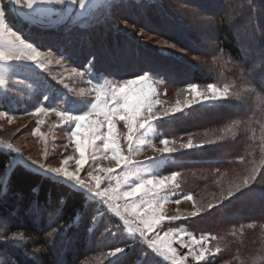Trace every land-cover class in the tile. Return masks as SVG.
Here are the masks:
<instances>
[{
	"label": "snow or ice",
	"instance_id": "1",
	"mask_svg": "<svg viewBox=\"0 0 264 264\" xmlns=\"http://www.w3.org/2000/svg\"><path fill=\"white\" fill-rule=\"evenodd\" d=\"M97 7L96 0H0V88L7 91L10 78L16 77L12 80L14 84L25 86L34 94L38 93L42 101L48 102L47 106L41 103L25 114L36 117L55 114L59 124L67 125L68 143L63 145L65 151L69 145H74V154L65 156L60 166L47 163L50 155L55 153H50L48 148V134L41 132L37 126L34 133L44 143L42 157H25L17 144L0 141V146L15 154L6 162L5 171L14 170L17 164L34 167L42 174L83 194L86 202L81 208L88 207L87 201L98 202L105 211L114 213L123 221L133 242L141 240L147 249L162 257L168 264H189L190 259L193 264H209V258L215 259L222 250L218 238L211 234L197 236L170 225L176 221L202 216L206 212L211 213L221 205L226 206V201L231 202L242 189L256 183L258 176L264 182V174L261 173L264 165L254 166L242 178L230 181L218 195L213 194L211 200L197 201L191 193L178 196L171 202L179 205L181 200L190 201L193 210L181 215L177 209V214L168 215L164 206L170 202V196L177 195L181 173L173 171L170 175H160L156 168L178 151L202 148L205 144L216 143L234 134L239 121L220 130V135L215 140L205 139L195 143L189 137L187 142L177 143L174 138L163 137L159 139L162 147H157L154 143L155 137L159 135L156 122L175 116L176 113H183L194 104L230 98L243 100L246 93L254 89L248 86L247 80L242 85L208 82L203 89L198 83L190 82L177 92L175 105L167 107L160 99L161 94L154 79L157 73L153 70H141L129 79L108 80L97 69L96 56L89 54L82 71L77 68L71 70L88 85L78 91L75 88L69 89L80 97L73 99L72 95L49 85L42 76V73L49 72L53 63L63 65L71 56L64 51L57 54L51 49L42 50L37 42L31 40L30 30L33 27L45 30L49 24L57 22L54 18L89 23ZM231 19L229 16V20ZM12 20H18L22 26H27L28 34L23 27L13 25ZM169 47L175 48L176 45L171 44ZM221 62L227 63L223 61L222 55L217 56L216 63ZM21 71L30 75L19 78L17 74ZM59 83L68 88L63 79ZM181 96L184 98L181 99ZM258 99L261 106H264V98ZM0 115L4 113L0 112ZM14 120L16 116L12 115L8 122ZM37 123L42 125L45 120L39 119ZM145 148H150L156 155L146 156L144 160L138 159L144 155ZM243 159L241 157V161ZM105 160L114 161V166L105 167L102 163ZM70 162H74L71 170ZM86 165L87 174L82 176ZM114 176L115 185L112 183ZM0 182L7 185L8 179H0ZM99 212V208L94 209L92 221L97 219L96 213ZM82 215V211L77 209L75 216L49 232V237L57 233L63 237L66 230L80 220ZM165 221L168 222L167 230H164ZM6 228L7 224L0 221V241L26 240L23 232L5 234ZM214 240L217 242L213 245L211 242ZM180 249L187 251L181 252ZM124 251L123 247H116L109 255L116 257ZM251 264H264V254L252 257Z\"/></svg>",
	"mask_w": 264,
	"mask_h": 264
},
{
	"label": "rangeland",
	"instance_id": "2",
	"mask_svg": "<svg viewBox=\"0 0 264 264\" xmlns=\"http://www.w3.org/2000/svg\"><path fill=\"white\" fill-rule=\"evenodd\" d=\"M145 1H162L166 8L165 11L171 16L170 19L180 23L184 28V34L181 35L179 31H173L174 34H170L172 36H167L161 32H154V28L152 29L150 26L151 29L147 30L139 28L124 21L122 17L117 14H112L113 16H111L112 20L110 23L112 28L128 34L133 39L134 43L137 40L159 53H166V56L175 54L181 57L180 60L195 65L204 77L205 82H197L201 89L206 87V83L208 82H216L220 85L226 82L242 85L245 80L249 82L248 86L254 89L253 91L247 92L243 100L230 98L225 101L194 104L191 108H186L183 113H176L175 116H170L162 121L156 122L159 135L155 137L154 143L157 147H162V145L159 144V139L163 137L169 139L174 138L177 143L187 142L189 137H191L195 143H199L205 139L215 140L216 137L220 135V130L239 121V126L234 130V134L228 135L229 137H225L224 140H219L213 144H205L202 148L178 151L156 168V171H158L160 175H170L173 171H179L181 173V176L178 178L179 188L176 189L177 195L170 196V202L165 204L164 208L168 215L177 214V209H179L181 215H185L187 212L193 210L192 203L190 201L181 200V203L176 205L171 201H174L178 196L188 193H191L197 201L211 200L213 199V194L218 195L222 188L228 186L230 181H237L239 178H242L254 166L264 165V106H261L258 99V97H264L256 89L250 73L245 70L244 64L217 50L215 33L217 31L218 19L212 15L213 12L211 10H208L209 7H211L209 0ZM97 4L98 7L96 10H99L101 13L104 11L107 12L108 15L110 13H115L111 11L108 0L99 1ZM254 7V16L259 18L261 23L264 24V4L254 3ZM148 9L149 14L159 13L158 10L156 12L153 10V6ZM138 15H144L145 18L147 17L140 8L138 10ZM156 17V15H153V19H156ZM70 21L74 24L79 23L81 26H87L89 24L79 22L75 19H71ZM143 21L146 22V19H143ZM173 27V23L168 26L171 30ZM238 27H240L239 24ZM262 34H264V32ZM101 35H103V33L98 34L97 38H100L99 36ZM178 40L181 42L185 41L189 50L179 46ZM251 43L256 45L253 42ZM171 44H175L176 47H169ZM125 46L126 44L122 45V47ZM258 46L260 47V44H258ZM114 49H116V47H114L113 50ZM259 51L260 50L255 51V54L260 55ZM221 55L223 56V61L227 63H216V57ZM106 58V61H117L119 63L123 61V59H120V53L114 56L107 55ZM146 58L157 62L158 60H165L160 61L161 63H175L164 58L155 57L151 54H143V57L136 61H145ZM76 61L84 60L76 59ZM260 62L261 61L257 58L254 66H257ZM73 68L77 67L71 64L70 59L66 60L63 65L53 63L50 66L49 72L42 73V76L52 87L63 90V92L68 95H72L73 99H80L79 96L71 93L69 89L75 88L78 91L82 87H88V85L85 81L80 80L79 77L71 72ZM158 69L159 68H154L151 70L157 73L154 79L156 81V87L161 94L160 99L164 102L165 106L171 107L176 103L178 98L177 92H179L180 88L186 87L187 83L190 82H187L186 77L176 76L171 72L170 73L174 76L166 72L167 76H164L162 75L163 72ZM184 69L186 70V68ZM77 70L82 71L83 68H77ZM191 70L193 69L191 68ZM102 74L103 78L108 80L118 79L116 75ZM53 77L57 79H53ZM15 78L16 77L10 78L9 89L7 91L0 88V112L4 113V115H0V141H11L17 144L21 147V151L25 157L31 156L34 159L41 158L44 143L43 140L34 133V129L39 126L41 132L48 134V148L50 153H55L54 155H50L47 163H51L53 166H60L61 160L65 156L74 154V145H69L67 151H65L63 147V145L68 143L67 125L59 124L58 117H56L55 114H48L42 117L26 115V112L33 111L35 107L39 106L41 103L47 106L48 102L42 101L38 93L34 94L27 87L14 84L12 80ZM60 79L64 80L68 88H64V86L59 83ZM180 98L183 99L184 96ZM4 102L10 103L12 108L10 110L5 109L3 107ZM16 108L19 110H15ZM159 110L160 106L157 107V111ZM12 115L16 116V120L9 123L8 120ZM39 119H44L45 123L38 125L37 121ZM50 129L51 131H49ZM247 133L250 134H248L247 138L249 136H251V138L250 144L241 154V157L244 158L243 161H241L240 158L239 161L233 160L235 162L229 164L231 158H226L224 147L226 145H234L233 143L236 140L237 146H239L240 149L241 147L244 148L248 141L247 138L243 140V134L246 135ZM0 148L10 151L2 146H0ZM152 155L156 154L150 148H145L144 155L138 157V159L144 160L146 156ZM102 163L105 167L114 166V161L105 160ZM221 165H224V167L217 171L216 167ZM71 167H74V162H70V170ZM31 169L38 171L34 167ZM87 170L88 165L85 166V171L82 172L81 175L86 176ZM261 173L264 174V166L261 167ZM120 175L122 178V173ZM112 183L115 185L116 176L113 177ZM255 187H264V185L261 183L251 184L250 187L242 189L241 193H237V195L231 199V202L226 201V206L221 205L218 210L213 209L211 213L206 212L202 216H197L189 220L173 222L170 226L183 229L197 236L201 234H211L217 237L222 250L216 255L215 259L209 258L210 264H242V262L243 264H251L252 257L264 254V220H253V225H256L255 227L251 224L247 225L241 223L238 221V218L249 213L257 215L255 205L258 203L257 199L260 196L255 190ZM111 214L115 215L114 213ZM186 222L192 223L193 228H187ZM164 223L166 225L164 230H167L168 222L165 221ZM102 232H107V234L103 237H98L96 245L105 242H107L108 245L103 244L100 246L101 251L95 252L93 255L89 256V259L85 260L86 263L94 261V263L106 264L112 260L121 261L125 259L129 250H131L130 247L133 248L136 246L135 249L137 253L134 255L135 264H168L162 257L155 255L147 249L141 240L137 239L133 242L125 226H123L122 231L110 229L103 230ZM4 233L10 235L12 232L5 229ZM24 234L26 236L24 242H6L22 246L27 252L34 255L39 251V248H37L36 245L30 248L32 237L26 233ZM110 234L118 236L120 241L125 239L124 244H120L119 241L108 240ZM216 242L217 241L214 240L211 243L214 245ZM116 247H123L125 251L117 254L116 257L110 256L109 253L114 251ZM180 251L184 252L187 250L180 249ZM189 264H193L191 259Z\"/></svg>",
	"mask_w": 264,
	"mask_h": 264
},
{
	"label": "trees",
	"instance_id": "3",
	"mask_svg": "<svg viewBox=\"0 0 264 264\" xmlns=\"http://www.w3.org/2000/svg\"><path fill=\"white\" fill-rule=\"evenodd\" d=\"M209 1L211 7L208 10H211L212 15L218 19L215 33L217 50L236 61H241L245 70L250 73L256 89L264 97V34H262L264 24L254 16V3L264 4V0H251V3H248V0ZM109 4L111 11L115 13L108 15L105 11L101 13L95 10L87 26L69 21L54 29L38 30L33 27L30 30L31 40L37 42L44 50L51 49L57 54L60 51L66 52L71 56V64L77 68H83L89 54H92L97 58L96 67L100 72L116 75L118 79L134 77L141 70L159 68L158 70L162 71L164 76H167L166 73L175 74L186 77L187 82H205L202 73L195 65L180 60L181 57L175 54L168 53L169 55L166 56V53H159L137 40L134 43L128 34L112 28L111 16L117 14L124 21L139 28L146 30L154 28V32H161L167 36H172L173 31H179L183 35L184 28L180 23L170 19L171 16L165 11L166 8L162 1L113 0ZM152 6L155 12L159 11L158 14H149L148 8ZM138 7L147 16L146 18L144 15H138ZM153 15L157 16L156 19H153ZM229 16L232 17L231 20ZM143 19H146V22ZM11 23L18 28L23 27L25 33L28 34L27 26H22L18 20H12ZM172 23L174 27L171 30L168 26ZM101 33H103L102 37L97 38ZM178 42L179 46L189 50L185 41L178 40ZM124 44L126 46L122 47ZM114 47L116 49L113 50ZM258 50H260V55L255 54ZM118 53H120V59H123L121 63L106 61L107 55L114 56ZM143 54H151L175 63H161L160 61L165 60L157 62L147 58L145 61H136L141 59ZM257 58L261 62L254 66ZM76 59L84 61H76ZM29 75L23 71L17 74L19 78ZM3 107L10 110L12 105L4 102ZM248 134H243V140H246ZM250 138L251 136L247 138L248 143L244 148L240 149L236 140L234 145L224 147L226 158H231L229 164L234 163L233 160H240L244 149L250 144ZM13 155L12 152L0 148V179H8L7 185L0 182V221L7 224L6 229L10 232L21 231L31 236L30 248L36 245L39 251L33 255L22 246L0 241V264H99L94 261L86 263L85 260H88L93 253L100 252V246L103 244L108 245L107 242L96 245L98 237L107 234V232H102L103 230L122 231L121 219L105 211L96 201H87L88 207L81 208V205L86 202L83 194L73 191L49 175L22 164H17L10 172L5 171L6 162ZM223 167L224 165H221L216 168ZM256 183L264 185L259 176ZM255 190L260 196L256 198L258 201L255 205L257 215L249 213L238 218V221L247 225H253V220H264V187H255ZM96 208H99L100 212L96 213L97 219L92 221L91 218ZM77 209L82 211V218L68 228L63 237L58 233L49 237L48 233L70 221ZM186 224L187 228H193L192 223L186 222ZM253 226L256 227V225ZM108 240L124 244L125 239L120 241L118 236L110 234ZM135 248L136 246L130 247L131 250L125 259L112 260L106 264H135L134 255L137 253Z\"/></svg>",
	"mask_w": 264,
	"mask_h": 264
},
{
	"label": "water",
	"instance_id": "4",
	"mask_svg": "<svg viewBox=\"0 0 264 264\" xmlns=\"http://www.w3.org/2000/svg\"><path fill=\"white\" fill-rule=\"evenodd\" d=\"M108 1L111 2L112 0H108ZM54 19H56L57 22L54 24H49L47 29H54V28L60 27L70 21L69 18H64V19L54 18Z\"/></svg>",
	"mask_w": 264,
	"mask_h": 264
},
{
	"label": "crops",
	"instance_id": "5",
	"mask_svg": "<svg viewBox=\"0 0 264 264\" xmlns=\"http://www.w3.org/2000/svg\"><path fill=\"white\" fill-rule=\"evenodd\" d=\"M103 1V0H96V2ZM15 21V20H14ZM14 25V23H12Z\"/></svg>",
	"mask_w": 264,
	"mask_h": 264
},
{
	"label": "bare ground",
	"instance_id": "6",
	"mask_svg": "<svg viewBox=\"0 0 264 264\" xmlns=\"http://www.w3.org/2000/svg\"><path fill=\"white\" fill-rule=\"evenodd\" d=\"M229 137V136H228ZM227 139V138H226ZM230 139V138H229ZM224 140V139H223ZM227 143V142H226Z\"/></svg>",
	"mask_w": 264,
	"mask_h": 264
}]
</instances>
